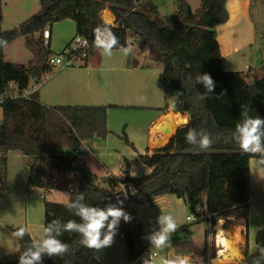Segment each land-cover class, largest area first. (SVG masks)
<instances>
[{"label":"trees","instance_id":"obj_1","mask_svg":"<svg viewBox=\"0 0 264 264\" xmlns=\"http://www.w3.org/2000/svg\"><path fill=\"white\" fill-rule=\"evenodd\" d=\"M200 1V8L193 11L186 0H177V18L181 24L170 27L158 19V7L153 0H40L41 10L32 18L12 30L0 29V95L5 97L1 103L0 190L7 186L10 151H20L33 159L29 189L48 191L57 187L49 178L54 172L73 176V180H66L61 187L66 191L73 188L69 203L45 204V228L56 219L62 234L58 236L54 226L51 235L69 244L70 251L63 257L51 258L43 253L41 260L34 264H99L94 255L96 250L82 246L79 234L63 229L69 219L82 222L75 214L76 209L67 207L76 203L81 194L84 200L79 203L102 209L109 205L122 206L131 216L129 222L121 218L116 231L125 241L126 264L142 263L149 247V237L132 209L136 206L174 195L186 201L191 213L206 202V214L211 216L206 221L211 225L218 220L248 218L250 160L262 157L243 153L233 137L236 125L246 118L245 110L248 116L264 119V75L251 83L243 73L224 69L216 29L229 21L227 0ZM105 10L115 16V27L102 19ZM104 17L111 20L108 13ZM67 20L76 23L77 36L91 43L97 35L95 29L99 28L101 34L111 28L118 38L114 50L128 48L129 39H139L148 47L153 59L163 64L167 106L175 105V111L189 114L190 120L177 130L168 145L152 155H140L141 161L153 169L151 174L132 178L128 164L123 180L111 177L99 182L81 158L69 161L59 154L60 150L78 151L87 140L107 138L109 107H48L22 96L32 81L52 70L49 60L53 55L44 44L43 31ZM2 23L0 1V25ZM36 34L40 36L36 38ZM20 37L26 39V48L33 54L27 66L5 60V47ZM205 73L214 82L210 93H206L203 84L196 83V77ZM11 84L18 88L19 97L10 96L14 92ZM201 94H206V98L200 99ZM189 129L195 132L197 141L201 132L209 133L214 141L210 149L201 151L198 143L189 144L185 139ZM261 139L264 142V136ZM124 140L129 143L127 138ZM121 184L135 188L128 199ZM255 242L256 252H245L243 264H254L257 260L264 264V256L259 252V247L264 246V231L256 234ZM19 243L22 252L29 248L35 250L30 234Z\"/></svg>","mask_w":264,"mask_h":264},{"label":"crops","instance_id":"obj_2","mask_svg":"<svg viewBox=\"0 0 264 264\" xmlns=\"http://www.w3.org/2000/svg\"><path fill=\"white\" fill-rule=\"evenodd\" d=\"M256 1L227 0L229 21L216 29L224 69L228 66V60H234L230 62V66L238 60V65L243 63L246 67L240 72L245 76L247 72L251 74L259 69L263 72L264 68V15L262 17V13L256 15L254 12L261 5L264 7V0L260 1L259 6ZM187 3L189 4L188 1ZM191 8L196 11L200 6L196 10L192 6ZM178 10L179 8L177 12ZM105 13L110 15L111 20L105 19ZM157 17L162 22L159 11ZM102 19L107 25L116 26V18L109 10L102 13ZM47 28L51 32L49 49L52 53L55 40L63 39L65 50L78 37L76 23L71 20ZM39 36L40 34L35 35L36 38ZM18 41L28 50L26 39L20 37L5 47V60L27 66L33 60V54L28 57V64L8 59L7 50ZM128 48L131 51L127 55L123 50L111 49L109 56L102 47H94L79 67L53 68L50 80L39 89L32 90L27 97L48 107H109L107 138L87 140L84 142L86 147L73 151L69 157L64 156L69 161L75 157L81 158L99 182L111 177L123 180L128 164L132 178L151 174L153 169L141 161L140 155H152L168 145L177 130L190 120L189 114L176 112L172 104L167 106L163 64L153 59L148 47L139 39H133ZM10 54L18 57L14 56L12 50ZM24 57L27 55L20 56ZM2 122L3 107L0 104V125ZM161 128L169 133H164ZM125 138L129 143L125 142ZM32 163L33 159L20 151H10L7 155V186L5 190H0L2 264L19 261V256L23 253L20 243L12 236L16 226H26L31 238L37 242L45 238V204L55 202L50 197L60 191L47 192L46 199H41V192L36 188L31 195L28 180ZM250 174V207L247 219L218 220L215 225L206 220L192 223L186 201L174 195L132 208L148 237L160 230L161 225L157 219L159 216L171 214L177 221L176 232L169 238L167 246L160 249L155 264H162L164 259H172L178 255L190 256L192 264H214L217 259L224 262L226 256L233 252L235 256H230L227 263L243 264L245 252H256V234L264 231V158L250 160ZM134 190L133 187L132 191ZM69 201L70 196L68 203ZM219 225L230 243L229 249L218 242ZM150 242L149 239V244ZM17 243L19 250H16ZM94 255L99 264H126L123 236L116 232L113 243L96 250ZM143 259L144 256L142 261Z\"/></svg>","mask_w":264,"mask_h":264},{"label":"clouds","instance_id":"obj_3","mask_svg":"<svg viewBox=\"0 0 264 264\" xmlns=\"http://www.w3.org/2000/svg\"><path fill=\"white\" fill-rule=\"evenodd\" d=\"M97 35L95 43L97 46L102 47L106 55H111V49L118 43L117 36L111 31V28L106 29V35L100 38L99 28L94 30ZM126 43L131 44V39L127 40ZM5 46L7 42H4ZM125 55H127L131 49H123ZM196 83H201L206 89V93H210L213 90L214 82L211 76L207 73L198 75L196 77ZM206 94H201L200 99H205ZM174 108L175 105H172ZM245 119L236 125V135L233 137L234 141L238 144L240 150L246 154L259 155L264 158V142L261 137L264 136V119L259 116H248L247 111L243 113ZM186 141L189 144H197L201 151H207L213 145L214 141L210 134L207 132H201L199 141L196 139V134L192 129L186 134ZM84 196L81 194L78 197L76 203L67 205L69 209L75 208L76 215L80 217L81 223H77L75 220L69 219L64 225L63 229L68 233H77L80 235V244L89 249L99 250L104 247L110 246L113 243L114 236L116 235L118 223L121 218L125 222L131 220V216L126 213L123 207H117L115 205H109L106 208H99L90 204H82L79 201H83ZM122 204V201L120 202ZM111 220L109 221V218ZM158 222L161 225L159 231L154 232L150 237L151 244L156 248L166 247L169 238L173 233L176 232L178 224L176 219L171 215H161L158 218ZM3 226V224H0ZM56 227L57 235H61L58 221L53 220L46 228L44 232L47 238L37 242L33 240V250L29 248L19 256L18 264H34L41 260V254L47 253L51 258L54 256L63 257L70 251V245L63 242L60 239L51 235L53 227ZM26 234H29V230L26 226H16L12 232V236L17 242L22 240ZM103 234V238L101 236ZM16 250H19L18 243ZM261 256H264V246L259 247ZM143 264H153L151 259H143ZM162 264H192L190 256H176L172 259H164ZM202 264V262H201ZM254 264H259V261H255Z\"/></svg>","mask_w":264,"mask_h":264},{"label":"rangeland","instance_id":"obj_4","mask_svg":"<svg viewBox=\"0 0 264 264\" xmlns=\"http://www.w3.org/2000/svg\"><path fill=\"white\" fill-rule=\"evenodd\" d=\"M0 1H1L3 17H4L3 23L1 25V29L3 31L12 30L14 28L19 27L20 24L32 18L34 15H36L41 10L40 0H0ZM154 1L158 7L160 19L162 20V22H164L165 25L170 26V27L180 26L181 23L177 18V9H178L177 0H154ZM187 1L193 7L194 10L199 8L200 2H201L200 0H187ZM260 1L262 0L256 1V4L258 6L260 4ZM261 6L259 8H256L254 12L256 15L262 13L261 16L263 17L264 7L263 6L261 7ZM67 21H70V20H67ZM63 22H66V21H63ZM260 29H263V27H261ZM55 46H56V49H55ZM52 47H54L52 48V51H53L52 55L53 56L60 55L65 48L63 39L55 40V45H52ZM60 47L61 49H59ZM11 50L13 51L14 56H18V57H13L12 54H10ZM7 53L9 54V57H8L9 60L11 59V60H14L15 62L24 63V64H28L29 56L32 57V53L26 50L24 45L21 44L20 41L13 44L12 47H10L7 50ZM23 55H27V57L20 58V56H23ZM233 61L232 60L227 61V65H228L226 68L227 72H242L246 68L245 65H243V63L241 65H238L237 64L238 60L235 61L236 62L235 65H234L235 63L234 62L233 65L230 66L229 65L230 62H233ZM263 75L264 73L262 72V70L259 69L256 72L251 73V74L247 72L246 77H247L248 82L252 83L256 80L261 79ZM71 151L72 150L70 151L60 150L59 154L65 157H69L73 154V151L72 152ZM70 194L71 193H69V191L60 190L56 195H51L50 198L52 199V201H55L56 203L68 204V198ZM185 248L188 249V246H186Z\"/></svg>","mask_w":264,"mask_h":264},{"label":"built area","instance_id":"obj_5","mask_svg":"<svg viewBox=\"0 0 264 264\" xmlns=\"http://www.w3.org/2000/svg\"><path fill=\"white\" fill-rule=\"evenodd\" d=\"M104 35H106V31L100 34V38H103ZM44 44L46 46H50V40H51V32L48 28H46L43 31L42 34ZM93 47H99L96 45L95 40L93 43L89 42L86 38L83 37H76L68 47L57 57H51L49 60V65L53 68L60 67L62 69L64 68H75L79 67L81 63H83L84 60L87 59L88 53L90 49ZM51 72L45 73L39 80H35L31 82L30 87L23 93L22 96L28 97L29 93L32 92V90H37L40 87H42L44 84H46L50 80ZM11 89H13V93L10 94L11 97H19L18 95V88L11 84ZM5 100V97L3 95H0V104L3 103ZM86 147V144L84 143L82 148ZM51 182L57 186L51 190H46L44 188H39L41 195V199H46L47 192L50 191H56L61 190V187L63 186V183L68 179L73 180V176H64L63 174H59L54 172L52 175L49 176ZM123 194L126 199H128L129 195L132 193L133 187L131 184H121L120 185ZM36 188H30L31 195H33V191H35ZM63 191V190H62ZM73 192V188L71 187L69 189V193ZM207 203L203 202L200 205H198L193 213L190 215V220L192 223H198L203 220H208L211 218V216L206 214L207 210ZM159 231V230H158ZM161 248L154 247L151 242L149 244V247L144 254V257L146 259H151L153 264L156 263L157 258L159 256V251Z\"/></svg>","mask_w":264,"mask_h":264},{"label":"bare ground","instance_id":"obj_6","mask_svg":"<svg viewBox=\"0 0 264 264\" xmlns=\"http://www.w3.org/2000/svg\"><path fill=\"white\" fill-rule=\"evenodd\" d=\"M218 224H220V223H218ZM217 230H218V242L220 243V244H223L224 245V247L225 248H227V249H229L230 248V243L226 240V238L224 237V235H223V230L220 228V225L218 226V228H217ZM239 242V241H238ZM217 243V242H216ZM221 250V249H220ZM236 252V251H235ZM218 254V253H217ZM229 254V253H228ZM230 256H231V258H232V256L234 257L235 256V254H234V252L233 253H231V254H229V255H227L226 256V258H225V261L224 262H220L218 259L217 260H215V262H214V264H226L227 263V261H228V259L230 258ZM228 264V263H227Z\"/></svg>","mask_w":264,"mask_h":264},{"label":"water","instance_id":"obj_7","mask_svg":"<svg viewBox=\"0 0 264 264\" xmlns=\"http://www.w3.org/2000/svg\"><path fill=\"white\" fill-rule=\"evenodd\" d=\"M162 130H163V128H161ZM164 131V133H169V131L168 130H163Z\"/></svg>","mask_w":264,"mask_h":264}]
</instances>
